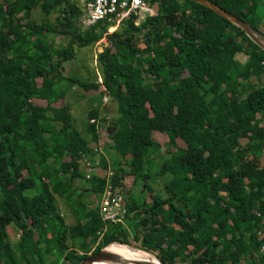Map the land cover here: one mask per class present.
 Wrapping results in <instances>:
<instances>
[{
    "label": "trees",
    "instance_id": "1",
    "mask_svg": "<svg viewBox=\"0 0 264 264\" xmlns=\"http://www.w3.org/2000/svg\"><path fill=\"white\" fill-rule=\"evenodd\" d=\"M78 1L0 0V264H80L112 243L160 264H264V51L189 0H150L152 16L137 25L131 17L111 33L109 23L82 31ZM209 1L260 31L257 0ZM49 35L65 43L56 47ZM102 39L101 83L64 75L75 48ZM66 86L115 104L109 134L96 107L75 128ZM106 146L116 156L123 224L99 214L106 161L89 180L79 164L81 154ZM164 147L156 177L171 180L155 193L144 170L150 151Z\"/></svg>",
    "mask_w": 264,
    "mask_h": 264
},
{
    "label": "built area",
    "instance_id": "2",
    "mask_svg": "<svg viewBox=\"0 0 264 264\" xmlns=\"http://www.w3.org/2000/svg\"><path fill=\"white\" fill-rule=\"evenodd\" d=\"M257 1L264 8V0ZM79 6L81 14L78 19V25L82 31L97 23H109L111 26L108 28V33L116 30L124 21L131 17L136 18V25L139 24V19L154 14L153 10L155 7V5L150 3V0H79ZM98 82L101 83L100 78H98ZM108 99L106 96L102 97L104 103ZM106 121H108L107 118ZM90 123L98 124L95 120H90ZM92 152V156L87 154L80 155L79 164L83 170L85 180H89L100 170L101 149L93 147ZM112 178L113 171L110 167H107L103 174L104 186L98 202L99 214L101 220L106 224H123L127 216V208L124 204L122 191L113 187ZM259 234L261 233L259 232ZM99 236H101V233Z\"/></svg>",
    "mask_w": 264,
    "mask_h": 264
},
{
    "label": "rangeland",
    "instance_id": "3",
    "mask_svg": "<svg viewBox=\"0 0 264 264\" xmlns=\"http://www.w3.org/2000/svg\"><path fill=\"white\" fill-rule=\"evenodd\" d=\"M78 3H79V1H78ZM155 10H156V6L154 7L153 12ZM260 12H261V14L263 16V19H264V8H260ZM32 17L34 19H36V20H39L40 19L39 12L38 11H34L32 13ZM54 17H55L54 15H50L48 17V20L50 22H53ZM145 18L143 17V18L139 19L138 22L139 23L142 22ZM259 30H260V32L262 34H264V20H263L262 24L259 26ZM110 32H112V31H110ZM65 39H66L65 37L63 38L62 36H59V35H49L48 36V40H53L56 47L59 46V44H64L65 43ZM100 44H101V46H100ZM102 44L106 45L105 39H102L97 45H93V46H91L89 48L83 49V51H79V50H77V48H75V52H74V56L78 57V60L82 59L83 56L86 57V58H84V61H85L86 65L91 67L90 71L93 73V75L92 74L91 75L95 76L94 79H96V73H97L96 72L97 70H95L96 69V65H95V61L96 60H95V58H96V55L98 54V49H102L104 47V45H102ZM143 52L145 53L144 50H143ZM236 59H237V61L239 63H243L246 58L244 56L240 55V56H237ZM67 63L68 62H65L63 65L67 66L68 68L74 67V69H72L70 73L67 72V74H69V77L78 78L80 80H84V79H82L80 77V73L84 72V71L80 70L81 63L78 61L77 64H75V63L72 64L69 61V63H70L69 66L67 65ZM84 76H86V79L89 78V75L87 74V72H84ZM250 82H251L252 85L262 84L263 83V79L262 78L261 79H256L255 77H252L250 79ZM69 88H71V87H69ZM76 93H80V89L76 88V92L75 93H71V95H75ZM71 97L72 96H70V98ZM74 111H75V113L73 114L74 126H75V128L77 130L80 131L81 123L83 124L82 113L80 112V107L78 105L75 106L74 107ZM114 114H115V112H114V103L112 102L111 104L110 103L108 104V111L106 112L105 117H109V120L108 121L105 120L106 123H104V127H109L110 121L115 117ZM240 143H241V145L244 144L243 142H240ZM165 151H166V156H167L168 152H167V150H165ZM166 156L162 155L160 153L158 154L156 151L152 150V151H150L149 157L147 159V164L145 166V170L144 171L149 175V181H147V183L149 184L150 187L153 188V191L155 193L156 192L163 193L164 189L162 187V183H167L168 179L171 177L170 174H166V175L160 176L158 178L156 177V173H157L160 165L167 159ZM134 191H135V189L132 190V195H133ZM139 195H140L139 193H137V194L135 193L134 196H135L136 200H140L141 199V197ZM147 199H150V198L147 197ZM64 212L65 211H61L60 210L61 214H64ZM7 231L9 233L10 240L14 241V240L17 239V236H16L17 234H15L16 231L13 228L8 227ZM113 244H118V243H113ZM113 244H111V245H113ZM123 247L124 246H122V245L118 246V248H123ZM84 248H85V246H84ZM76 249H77V251L79 253H83V249L82 248L80 249L79 246H76ZM88 249L91 250V247L88 248ZM139 251H141V250H139ZM129 254L127 253L126 255L129 256V257L135 255V254H132V253H129ZM45 257L47 258V262H50L52 260V256L48 252H45Z\"/></svg>",
    "mask_w": 264,
    "mask_h": 264
},
{
    "label": "crops",
    "instance_id": "4",
    "mask_svg": "<svg viewBox=\"0 0 264 264\" xmlns=\"http://www.w3.org/2000/svg\"><path fill=\"white\" fill-rule=\"evenodd\" d=\"M259 26H260V24H259ZM100 46H101V44H100ZM83 49H85V48H80V49H77V50L83 51ZM98 51H100V49H98ZM84 58H86V57L83 56L82 59L78 60V57H75L73 60H70V62L72 64L73 63L77 64V62L79 61L81 63L80 70H82L84 72H87V74L89 75V78L86 79V76H84V72H83V73H80V77L82 79L86 80V81L87 80L94 81V77L95 76H92L93 73L90 71L91 67L86 65V63L84 61ZM67 62H68L67 65L69 66L70 63H69V61H67ZM63 67L65 69V71H64V75L65 76H69V74H67V72L70 73L71 70L74 69V67L68 68L65 65H63ZM98 78H100V80H101L100 75L98 73H96V80L97 81H98ZM66 88H67L68 92H67V96L64 99V103H66L69 106L70 113L72 114V117H73V114L75 113L74 107L77 106V105L80 107V112L82 113L83 123H84V118H85L86 112L88 110H90L92 107H96V108L102 109V110L104 109V112L101 113V115L105 116L106 112L108 111V104L112 103L109 99H108V101L106 103H104L102 101L103 95H100L97 91H92V92H89V93H85V92L80 90V93H76L75 95H71V93H75L76 92V87L69 88V86H66ZM70 96H72V97L70 98ZM115 111H116V107H115V104H114V112ZM114 115L116 116V113ZM106 118H105V120H106ZM82 126H83V124L81 123V128L80 129H82ZM109 132L110 131H109L108 127H107L106 133L109 134ZM106 144L108 145V143H106ZM90 146H92V145H90ZM106 147H107L106 149H101L102 156L100 158L101 159L103 158L106 161V163H107V167L111 168L112 161L116 158V156L112 153L111 150H108V146H106ZM164 150H166V147H164V149H161V152L163 153L162 155L166 156V151H164ZM100 173L101 172L99 171V174ZM170 180H171V177L168 179V181H170ZM75 185H79V186L81 185L80 187H82V181H79V182L75 183ZM126 190H128V188H126ZM85 195H87V200H89L88 201L89 203H91L94 200L93 197H91L88 193L85 194ZM94 203L95 204L97 203L96 199H95ZM128 204L131 205L130 202H128ZM58 206H59L61 211H65L64 214H62V215L65 217L66 222L69 223V224L73 223L74 222V217L71 214L69 208L66 206V204H64L62 202H58Z\"/></svg>",
    "mask_w": 264,
    "mask_h": 264
},
{
    "label": "water",
    "instance_id": "5",
    "mask_svg": "<svg viewBox=\"0 0 264 264\" xmlns=\"http://www.w3.org/2000/svg\"><path fill=\"white\" fill-rule=\"evenodd\" d=\"M189 1L208 9L212 13L228 21L233 26L239 28L255 45H257L262 51H264V34H262L260 31L254 29L246 22L240 20L233 14L227 12L226 10L210 2L209 0H189ZM118 244L129 246L121 243ZM80 264H160V263L158 261L156 263L122 261L119 256L107 252L104 247L97 253L93 255H88L85 258H83L80 261Z\"/></svg>",
    "mask_w": 264,
    "mask_h": 264
},
{
    "label": "bare ground",
    "instance_id": "6",
    "mask_svg": "<svg viewBox=\"0 0 264 264\" xmlns=\"http://www.w3.org/2000/svg\"><path fill=\"white\" fill-rule=\"evenodd\" d=\"M108 246L105 247V250L111 254L119 256L122 261L149 262V263H156L157 262L151 254L144 252V251H139L138 249H134V248L129 247V246L122 245V246H124L123 248H118L119 244H113V245L110 244V246L109 247ZM127 253L128 254L132 253L135 255L129 257L126 255Z\"/></svg>",
    "mask_w": 264,
    "mask_h": 264
},
{
    "label": "clouds",
    "instance_id": "7",
    "mask_svg": "<svg viewBox=\"0 0 264 264\" xmlns=\"http://www.w3.org/2000/svg\"><path fill=\"white\" fill-rule=\"evenodd\" d=\"M113 32V31H112Z\"/></svg>",
    "mask_w": 264,
    "mask_h": 264
}]
</instances>
